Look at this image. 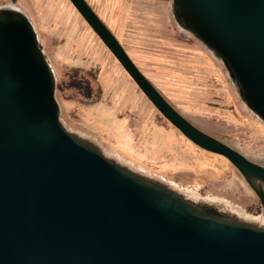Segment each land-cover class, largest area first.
<instances>
[{
    "label": "water",
    "instance_id": "obj_1",
    "mask_svg": "<svg viewBox=\"0 0 264 264\" xmlns=\"http://www.w3.org/2000/svg\"><path fill=\"white\" fill-rule=\"evenodd\" d=\"M187 141L223 157L264 215V167L196 129L138 71L84 0H68ZM264 123V0H172ZM54 79L26 15L0 6V264H264V228L102 156L58 121Z\"/></svg>",
    "mask_w": 264,
    "mask_h": 264
},
{
    "label": "rangeland",
    "instance_id": "obj_2",
    "mask_svg": "<svg viewBox=\"0 0 264 264\" xmlns=\"http://www.w3.org/2000/svg\"><path fill=\"white\" fill-rule=\"evenodd\" d=\"M26 4L53 75L58 121L65 131L188 199L222 202L262 220L257 198L237 171L223 157L191 144L160 116L68 0ZM3 5L21 10L14 0H0ZM199 46L213 60L214 73L197 80L186 76L185 96L165 99L196 129L264 167V123L246 108L221 62Z\"/></svg>",
    "mask_w": 264,
    "mask_h": 264
},
{
    "label": "crops",
    "instance_id": "obj_3",
    "mask_svg": "<svg viewBox=\"0 0 264 264\" xmlns=\"http://www.w3.org/2000/svg\"><path fill=\"white\" fill-rule=\"evenodd\" d=\"M14 1L31 18L26 3L34 0ZM84 1L164 99L185 96L186 76L197 80L214 73L199 42L172 20L168 0Z\"/></svg>",
    "mask_w": 264,
    "mask_h": 264
},
{
    "label": "bare ground",
    "instance_id": "obj_4",
    "mask_svg": "<svg viewBox=\"0 0 264 264\" xmlns=\"http://www.w3.org/2000/svg\"><path fill=\"white\" fill-rule=\"evenodd\" d=\"M8 7L17 8L15 6H11V5H8ZM192 201L193 202L200 201V202H203L206 204H210L221 213H224V214L231 216V217H233L237 220H240V221H245L248 223H254L257 226L264 228V217H262V220L259 221L257 218H252L251 216L247 215L243 210H241L237 207L227 205V204L222 203V202H215V201L202 200V199H192Z\"/></svg>",
    "mask_w": 264,
    "mask_h": 264
},
{
    "label": "trees",
    "instance_id": "obj_5",
    "mask_svg": "<svg viewBox=\"0 0 264 264\" xmlns=\"http://www.w3.org/2000/svg\"><path fill=\"white\" fill-rule=\"evenodd\" d=\"M172 18H173V21H174V23L177 25V26H179L180 27V25H179V23H177V21H176V19H175V17H174V15H172ZM188 33V32H187ZM189 34V33H188ZM190 35V34H189Z\"/></svg>",
    "mask_w": 264,
    "mask_h": 264
}]
</instances>
